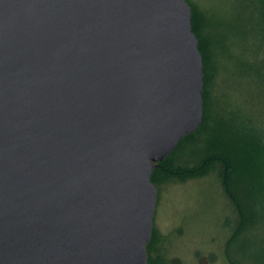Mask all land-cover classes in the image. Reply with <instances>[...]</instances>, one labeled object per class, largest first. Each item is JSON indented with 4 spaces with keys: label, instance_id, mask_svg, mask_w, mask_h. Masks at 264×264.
I'll return each mask as SVG.
<instances>
[{
    "label": "water",
    "instance_id": "water-1",
    "mask_svg": "<svg viewBox=\"0 0 264 264\" xmlns=\"http://www.w3.org/2000/svg\"><path fill=\"white\" fill-rule=\"evenodd\" d=\"M202 78L186 0H0V264H148Z\"/></svg>",
    "mask_w": 264,
    "mask_h": 264
},
{
    "label": "rangeland",
    "instance_id": "rangeland-1",
    "mask_svg": "<svg viewBox=\"0 0 264 264\" xmlns=\"http://www.w3.org/2000/svg\"><path fill=\"white\" fill-rule=\"evenodd\" d=\"M188 2L211 19L214 36L224 41L223 48L218 45L215 48L216 69L209 67L212 74L205 85L211 119L240 108L264 124V34L260 33L261 23L253 5L246 0ZM244 61L248 62L247 67L241 66ZM241 67L245 68L246 77L238 75ZM197 139L196 145L177 149L176 165L199 164L200 159L193 152L201 146L200 135ZM260 164L257 161L258 173ZM221 169L215 164L205 174L184 180L166 177L161 172L155 175L152 183L157 198L146 245L147 260L152 264H232L227 256V243L239 218L224 192ZM247 235L255 240L248 248V253H253L264 241V226ZM231 254L248 263L240 253Z\"/></svg>",
    "mask_w": 264,
    "mask_h": 264
},
{
    "label": "trees",
    "instance_id": "trees-1",
    "mask_svg": "<svg viewBox=\"0 0 264 264\" xmlns=\"http://www.w3.org/2000/svg\"><path fill=\"white\" fill-rule=\"evenodd\" d=\"M246 1L253 5L258 14L260 33L264 34V0ZM188 4L191 8L192 31L198 40V50L203 61L202 121L194 132L183 137L173 151L158 162L152 169L150 181L155 182V175L160 172L166 177L174 176L184 180L203 175L215 164H219L224 192L235 206L239 218L227 243V256L232 264H264V241L255 252L248 253L251 242L255 240L247 235L257 227L264 226V124L240 108L211 119L205 85L212 74L209 67L216 69L214 56L218 52L215 48L217 45L223 48L224 41L214 36L215 26L211 19L190 2ZM245 63L248 62L244 61L241 66H245ZM241 68L238 75L246 77L245 68ZM197 135H200L201 146L193 152L200 159L199 164L192 167L176 165L177 149L187 144L196 145L199 142ZM257 161L261 163L260 173L257 172ZM232 252L240 253L242 258L248 259V263L232 257ZM147 262L152 264L150 260Z\"/></svg>",
    "mask_w": 264,
    "mask_h": 264
}]
</instances>
